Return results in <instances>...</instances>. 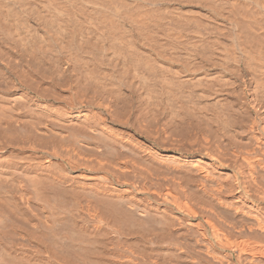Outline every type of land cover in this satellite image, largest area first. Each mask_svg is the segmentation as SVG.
Instances as JSON below:
<instances>
[{
    "label": "bare ground",
    "instance_id": "1",
    "mask_svg": "<svg viewBox=\"0 0 264 264\" xmlns=\"http://www.w3.org/2000/svg\"><path fill=\"white\" fill-rule=\"evenodd\" d=\"M0 264H264V0H0Z\"/></svg>",
    "mask_w": 264,
    "mask_h": 264
},
{
    "label": "rangeland",
    "instance_id": "2",
    "mask_svg": "<svg viewBox=\"0 0 264 264\" xmlns=\"http://www.w3.org/2000/svg\"><path fill=\"white\" fill-rule=\"evenodd\" d=\"M192 233L190 232V233H188L187 235L189 236V235H191ZM190 237V236H189Z\"/></svg>",
    "mask_w": 264,
    "mask_h": 264
}]
</instances>
